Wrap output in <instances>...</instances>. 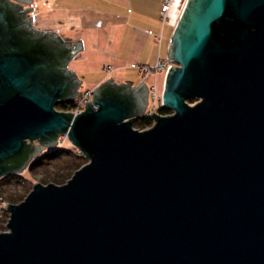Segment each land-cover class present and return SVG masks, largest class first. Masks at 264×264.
<instances>
[{
  "label": "water",
  "instance_id": "water-1",
  "mask_svg": "<svg viewBox=\"0 0 264 264\" xmlns=\"http://www.w3.org/2000/svg\"><path fill=\"white\" fill-rule=\"evenodd\" d=\"M35 1L0 0V180L61 136L89 162L8 204L0 264H264V0L186 1L162 93L173 113L146 130L144 82L107 79L84 112L57 110L81 94L83 41L37 29Z\"/></svg>",
  "mask_w": 264,
  "mask_h": 264
},
{
  "label": "crops",
  "instance_id": "crops-1",
  "mask_svg": "<svg viewBox=\"0 0 264 264\" xmlns=\"http://www.w3.org/2000/svg\"><path fill=\"white\" fill-rule=\"evenodd\" d=\"M186 1L174 0L168 21L162 20L163 0H39L33 4L32 17L39 30L56 32L72 45L83 41V49L69 65L81 80L80 91L95 90L113 78L133 87L144 82L149 94L155 87L162 96L166 74L142 75L132 65L155 66L168 58Z\"/></svg>",
  "mask_w": 264,
  "mask_h": 264
},
{
  "label": "trees",
  "instance_id": "trees-1",
  "mask_svg": "<svg viewBox=\"0 0 264 264\" xmlns=\"http://www.w3.org/2000/svg\"><path fill=\"white\" fill-rule=\"evenodd\" d=\"M195 100H190V103H194ZM73 103L72 102H66L61 103L57 106V110L59 111H66ZM157 113L162 116H168L171 115L173 112L169 109L160 107L157 110ZM154 123V120L151 117H140L134 120L133 126L135 129L138 130H146L150 128ZM47 158H53L57 161L56 164H59L60 170L58 171V176L54 177V181L58 184L65 183L64 179H66L68 176L75 173L77 170H79L84 164H86L85 160H88L84 155L78 153L77 151H72L71 149H67L65 147H59V149L52 150L48 155ZM25 157L21 156L18 157L16 160L18 162H21ZM55 161V162H56ZM42 163V157L39 158L37 161H35L30 168H33L34 166H37ZM46 164H51L50 162H47ZM17 176L21 175H12L8 177H4L0 180V193L3 195L4 190H6V187H2L4 185H8L12 178H17ZM67 176V177H66ZM66 177V178H65ZM15 195L12 193L10 196L9 203H14L16 201ZM6 199V198H5ZM7 200V199H6ZM8 201V200H7ZM0 221H6V219H1Z\"/></svg>",
  "mask_w": 264,
  "mask_h": 264
},
{
  "label": "rangeland",
  "instance_id": "rangeland-1",
  "mask_svg": "<svg viewBox=\"0 0 264 264\" xmlns=\"http://www.w3.org/2000/svg\"><path fill=\"white\" fill-rule=\"evenodd\" d=\"M196 103L197 101H194V103L190 104L195 105ZM64 147L67 149H71L72 147L74 148L69 140L64 144ZM52 150L53 149H47L42 153L43 156L41 164L34 166L33 168H28L21 176L12 178L11 182L8 185L2 186L6 187V190H4L3 192V196L8 200V202L10 201V196L12 195V193L15 195L14 197L16 201L11 204H20L21 202H23L28 194L33 190L36 183H41L44 185H47L49 183L58 184L54 181V177L58 176L57 174L60 170V166H58L59 164H56L57 161L55 159L46 157ZM85 161L86 164L89 162V160ZM47 162H50L51 164H46ZM73 175L74 173L68 177L66 176L67 178L65 177L66 179H64L65 183L68 182ZM65 183H61L58 185H63ZM8 220L9 218H7L6 221H0V233L7 231L6 225Z\"/></svg>",
  "mask_w": 264,
  "mask_h": 264
},
{
  "label": "built area",
  "instance_id": "built-area-1",
  "mask_svg": "<svg viewBox=\"0 0 264 264\" xmlns=\"http://www.w3.org/2000/svg\"><path fill=\"white\" fill-rule=\"evenodd\" d=\"M174 0H163V8H162V20L163 21H168L169 20V13L170 9L172 7ZM172 66V63L169 62L168 59H160L155 66H147V65H138V64H133V68H137L139 72L142 75H147L148 73H152L154 71H161L164 72L165 74L169 70V68ZM107 69H110V67H106ZM93 89L91 90H86L81 92L80 96L73 101L72 105L65 111L67 113H74L73 115H77L81 112H84L86 107L85 103L87 101H92L93 99ZM150 102L152 106L150 107L149 110L145 113L146 117H151L153 112H155L157 109L162 107V98L161 96L157 93V90L155 87H152L150 89ZM68 141V136H61L59 140V147H64V144ZM72 151H77L80 153V151L76 147L71 148ZM81 154V153H80ZM8 204H10L5 197L0 193V220L1 219H6L10 217V212L7 208Z\"/></svg>",
  "mask_w": 264,
  "mask_h": 264
},
{
  "label": "bare ground",
  "instance_id": "bare-ground-1",
  "mask_svg": "<svg viewBox=\"0 0 264 264\" xmlns=\"http://www.w3.org/2000/svg\"><path fill=\"white\" fill-rule=\"evenodd\" d=\"M161 98H162V96H161ZM149 102H150V97H149ZM152 106V105H151ZM149 110V109H148ZM158 110V109H157ZM157 110L154 112V113H157Z\"/></svg>",
  "mask_w": 264,
  "mask_h": 264
}]
</instances>
